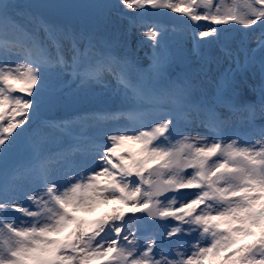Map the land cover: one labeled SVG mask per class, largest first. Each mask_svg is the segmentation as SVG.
Segmentation results:
<instances>
[{
	"label": "snow or ice",
	"instance_id": "obj_1",
	"mask_svg": "<svg viewBox=\"0 0 264 264\" xmlns=\"http://www.w3.org/2000/svg\"><path fill=\"white\" fill-rule=\"evenodd\" d=\"M0 264H264V0H0Z\"/></svg>",
	"mask_w": 264,
	"mask_h": 264
},
{
	"label": "rangeland",
	"instance_id": "obj_2",
	"mask_svg": "<svg viewBox=\"0 0 264 264\" xmlns=\"http://www.w3.org/2000/svg\"><path fill=\"white\" fill-rule=\"evenodd\" d=\"M149 51L148 49H144L140 52V55L142 57L145 56V53ZM106 88H100L97 89L96 91V101L89 105V107H94V108H105V107H116V103L114 101H110L109 99V93L111 89H114L115 87V81L112 80L110 77L107 79L106 81ZM57 115H63V113H59ZM114 207V205H107V206H102L101 208L97 209L96 212H94L92 215L95 216V218H97L98 216H100L101 214H103L104 212H108L111 210V208ZM94 218V219H95Z\"/></svg>",
	"mask_w": 264,
	"mask_h": 264
},
{
	"label": "water",
	"instance_id": "obj_3",
	"mask_svg": "<svg viewBox=\"0 0 264 264\" xmlns=\"http://www.w3.org/2000/svg\"><path fill=\"white\" fill-rule=\"evenodd\" d=\"M169 23H171V22H169Z\"/></svg>",
	"mask_w": 264,
	"mask_h": 264
}]
</instances>
